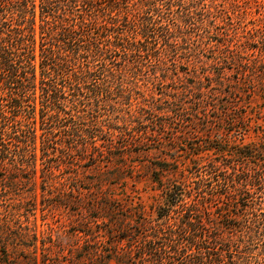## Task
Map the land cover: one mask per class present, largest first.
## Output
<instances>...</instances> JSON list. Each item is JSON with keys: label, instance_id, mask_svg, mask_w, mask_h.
I'll list each match as a JSON object with an SVG mask.
<instances>
[{"label": "rangeland", "instance_id": "rangeland-1", "mask_svg": "<svg viewBox=\"0 0 264 264\" xmlns=\"http://www.w3.org/2000/svg\"><path fill=\"white\" fill-rule=\"evenodd\" d=\"M31 27L35 88L0 68V264H264V0H0L13 59Z\"/></svg>", "mask_w": 264, "mask_h": 264}, {"label": "trees", "instance_id": "trees-1", "mask_svg": "<svg viewBox=\"0 0 264 264\" xmlns=\"http://www.w3.org/2000/svg\"><path fill=\"white\" fill-rule=\"evenodd\" d=\"M10 40L13 41V44H11V46L12 47L14 46L16 50H18L19 56H17L16 60L13 59L12 54H11L12 52L10 51V47H6L7 42L5 43V41L7 40H5V38H2L0 36V68L2 71L5 70L6 71L5 73L16 75L18 72L17 76L21 78L20 79L21 80V84H20L21 93L22 95H26V93H28L27 91L30 88H35V78H36L35 63H34V46H33L34 37H33L32 27H31V32L29 33H23V30L19 29L17 32H15L13 39H10ZM40 67H41L40 74L41 76L44 77V78L43 77L41 78L40 83L46 84V81L44 79H45V76L46 78L49 76V71L47 70V67H45L44 62L42 61H41ZM25 81H26V84L24 83ZM47 84L52 86L50 82H48ZM42 89L47 93V88L43 87ZM196 218L198 220L197 221L198 232L196 235H198V245H199V248H201L202 247L201 244H205L209 242V239L205 237V235H209V234L205 233L206 228L204 227V223L202 222V220L198 216H196ZM156 232H158V230H156ZM165 239H168L169 241H171V238L169 236H165L164 240ZM153 243H156V241H152V244ZM164 244L165 243H162V240H161V245H164ZM94 251H97V250H94ZM199 256H201V254ZM32 258L34 259L35 257L33 256ZM11 261L15 262L14 260H11Z\"/></svg>", "mask_w": 264, "mask_h": 264}]
</instances>
